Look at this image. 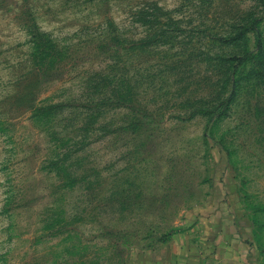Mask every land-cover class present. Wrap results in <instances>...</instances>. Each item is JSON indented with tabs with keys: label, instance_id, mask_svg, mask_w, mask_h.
<instances>
[{
	"label": "rangeland",
	"instance_id": "obj_1",
	"mask_svg": "<svg viewBox=\"0 0 264 264\" xmlns=\"http://www.w3.org/2000/svg\"><path fill=\"white\" fill-rule=\"evenodd\" d=\"M0 264H264V0H0Z\"/></svg>",
	"mask_w": 264,
	"mask_h": 264
},
{
	"label": "trees",
	"instance_id": "obj_2",
	"mask_svg": "<svg viewBox=\"0 0 264 264\" xmlns=\"http://www.w3.org/2000/svg\"><path fill=\"white\" fill-rule=\"evenodd\" d=\"M255 22H253V25H254ZM254 27V26H253ZM242 60V59H241Z\"/></svg>",
	"mask_w": 264,
	"mask_h": 264
}]
</instances>
